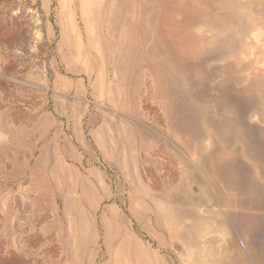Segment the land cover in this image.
<instances>
[{"label":"rangeland","instance_id":"1","mask_svg":"<svg viewBox=\"0 0 264 264\" xmlns=\"http://www.w3.org/2000/svg\"><path fill=\"white\" fill-rule=\"evenodd\" d=\"M0 264H264V0H0Z\"/></svg>","mask_w":264,"mask_h":264}]
</instances>
